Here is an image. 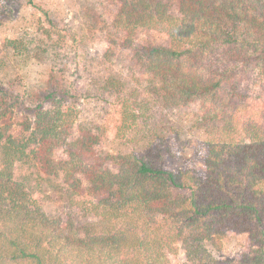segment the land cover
Masks as SVG:
<instances>
[{
  "label": "trees",
  "instance_id": "trees-1",
  "mask_svg": "<svg viewBox=\"0 0 264 264\" xmlns=\"http://www.w3.org/2000/svg\"><path fill=\"white\" fill-rule=\"evenodd\" d=\"M115 1L109 48L128 50L169 105L194 107L203 164L165 168L143 100L113 79L100 84L119 95L108 120L75 135L76 115L54 93L38 96L31 119L0 111V264H169L179 249L186 264H264V0H176V15L161 0ZM140 30L160 41L140 45ZM3 46L30 57L22 40ZM109 133L143 140L103 153ZM59 175L88 218L80 226L45 213ZM236 235L246 237L236 259L213 254Z\"/></svg>",
  "mask_w": 264,
  "mask_h": 264
},
{
  "label": "rangeland",
  "instance_id": "rangeland-1",
  "mask_svg": "<svg viewBox=\"0 0 264 264\" xmlns=\"http://www.w3.org/2000/svg\"><path fill=\"white\" fill-rule=\"evenodd\" d=\"M161 1L172 15L177 14L176 0ZM116 5L115 0H0V111L14 123L31 119L33 111L28 108L37 105L38 96L54 93L52 104L62 100L76 115L75 135L81 125L96 128L108 120L111 104L119 95L105 91L100 84L113 79L130 97L143 100L150 128L163 139L165 168L174 172L200 168L206 137L193 127L194 107L169 105L162 99L160 81L140 73L128 50L109 48L108 39L117 32L111 14ZM136 36L144 46L160 41L147 30ZM5 39L22 40L30 57L6 50ZM128 136L107 134L103 153L137 152L143 134ZM58 154L55 159L61 158L60 151ZM51 180L50 186H45V213L62 222L70 216L77 226L86 222L88 218L70 203L63 177ZM245 240L244 235L228 236L221 248L212 252L216 257L236 259ZM168 259L169 264L187 263L180 249Z\"/></svg>",
  "mask_w": 264,
  "mask_h": 264
}]
</instances>
